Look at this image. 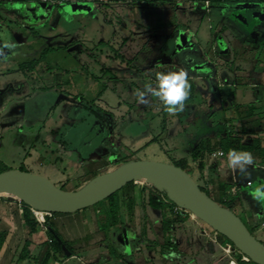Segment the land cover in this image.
Masks as SVG:
<instances>
[{"label":"rangeland","instance_id":"rangeland-1","mask_svg":"<svg viewBox=\"0 0 264 264\" xmlns=\"http://www.w3.org/2000/svg\"><path fill=\"white\" fill-rule=\"evenodd\" d=\"M131 1L134 0L97 1L101 8L104 4H108V7L102 9V12H107V18L109 17L111 22H108V24L103 23L104 26H102L98 20H91L93 23L90 24L89 22L90 26L88 25L85 32L91 36H105L104 38H107L108 35L113 36L112 41L107 39L109 46L104 47L105 51L109 52L112 47L115 49L120 47L123 38L127 37L125 34L133 36L134 33L147 37L145 41L146 49L160 43L162 47L164 46V51H170L174 48L173 41L177 35L173 38L171 37L173 32L176 31L177 33L175 34H180V37H182L179 45L186 48L182 53L184 56L189 57V61L197 62L199 58L205 57L213 65V69L220 72L215 73V78H217L219 81L218 85L222 88V91H220L221 100L202 88L200 83H209L208 79L202 80V78L200 79L201 76L194 70H186L191 87L194 88V98L186 104L185 111L180 113L179 116H184L185 113H189V116L181 120L176 115H168L163 111L161 103L155 98L149 97V102L142 104L138 102L135 96L137 89L123 90L124 84L120 81H115L111 77L116 74L125 80L129 75L126 72L131 74V69L123 67V64L120 66L118 60H105L103 56H99L100 50L98 48L95 50L92 48L89 52L90 57L87 59V62L89 61V64L87 63L88 67H82L80 72H86V76L89 79H92L94 75L99 77L98 79L101 81V85L96 87V90L99 89L96 95L102 89L104 91L102 90L98 98H96L97 96L95 97L94 106L101 128L93 129L96 124V117L92 114L90 117H79L77 121L73 120V122L65 118L66 129L67 126H71L68 128L70 131L66 138H63L64 136L62 135L65 134L64 131L61 130L58 133L60 135H57L56 130H54L57 124L61 125L62 121L60 123L59 120H53L52 117H66V114L62 116V111L72 110L78 107L80 103L83 105V101H86V99H92L90 95L92 93L90 91L91 83L87 87L85 86L86 91H79L85 98L83 101L80 99L72 100L71 94L74 93L71 91L69 96L71 101L59 106L52 113L55 94L60 90L55 91L56 89L52 90V88H47L48 86H46V89L41 91L26 89L13 91V96L14 93L20 96L14 99L13 97L9 98L11 103H17L15 111H13L16 112L25 108V102L22 101L21 96L27 94V104L29 109L31 108V112L27 114H31L33 117H16L14 118L15 122L9 121V117L0 118L1 126L11 122V129L13 128L12 131H5L4 133L3 148L0 151V172L10 169L30 172L48 179L63 192H74L94 177L115 169L126 159L130 161L150 160L173 165H178L177 161L181 160L188 163L187 171L200 184V173L197 163L192 159L191 150L200 143L201 138L203 136L206 137L208 134H217L216 137L219 139L226 135L227 131L238 132L241 122L244 120L241 121L238 118H234L230 121L229 127L226 126L225 120L233 116V108L236 105L248 106L254 104L257 107L255 110L257 117H264V64L257 67V71L263 74L254 81V85H260V90L251 88L248 84H251L252 81L247 80L249 70L252 71L251 68L254 67L251 61L256 59L255 55L262 52L261 56L264 59V0H248L247 2L250 3L234 0V17H231L229 12H221L225 7L218 6L215 3L209 6L208 11H206L204 8V6H208L206 0H167L161 4L152 2V0H138L139 2L136 5L130 6L128 3H132ZM251 11H255L253 15H251ZM257 14L258 16L260 14V16L256 17ZM241 19L248 25H244L245 22L242 23ZM81 29L83 28L81 27ZM79 34L81 33L78 32L77 35ZM189 40L191 43H188ZM233 42L241 45L234 57ZM224 44L226 45V52L213 54L212 47L215 46L216 48L219 45L224 46ZM82 48L84 47L82 46ZM139 48V51L142 50V46ZM160 48L161 46L158 45L155 51H159ZM209 53L215 56L213 57ZM158 57H156V60L161 64L162 59L160 58L163 57V54ZM104 62H106V68L111 72L108 70V72H101V64ZM160 64L154 66L151 71L147 72V75L155 78L157 71L169 70L167 66ZM181 66L185 68L184 63ZM230 73H234L233 76ZM132 75L138 78L139 81L137 82L140 89L143 88L145 82H150L148 77H144L145 79L148 78L147 81L142 79L141 71H133ZM8 76L13 75L10 74ZM8 76L6 75V77ZM23 76L26 77L25 74ZM37 76L40 78L42 75L39 74ZM55 77L62 78L61 75L47 74L44 79L47 83H52ZM199 90L206 95L207 100L203 101L200 98ZM82 110L84 116L90 114L89 109L82 108ZM25 118L27 119L26 121H24ZM152 118L153 120H151ZM203 120H208L204 127L202 126ZM75 121L76 123H74ZM105 129L107 137H105V132H103ZM261 138L264 142V133ZM253 157L255 158V163L249 166L247 174H241L238 170L231 171L229 169L230 174L226 170H217L211 176L234 185L233 191L235 193L238 192L240 196L249 202L246 204L247 206L251 204L259 212L264 211V202L254 200L251 192L255 187L264 184V156L260 160L254 155ZM247 181H250L251 186L244 191L242 186ZM136 184L140 185V187L145 186L146 194L154 189L151 183L137 182ZM138 198V201L141 202L140 196ZM242 205L244 204L237 202L235 209L237 210V215L246 221L240 212ZM136 208L138 209V206ZM247 208H250V206ZM84 211L77 212V215H81L80 220ZM150 211L153 213L154 210L150 208ZM94 212H96L95 216L90 217L89 224L91 231H94L91 239L83 236V230L79 226V222L74 223L71 220H66L65 215L69 214H59L58 216L61 219L55 222L56 230L65 238L68 246L74 247L79 241L86 240L90 248L94 249L92 259H96L101 252L96 248L99 247L100 243H104L107 236V229L105 230L106 235L100 234L98 230L99 208H94ZM154 212L159 213L157 211ZM155 213L154 220L157 215ZM190 216L197 219L205 227L210 237L216 238L218 236L206 223L192 214ZM138 221L139 218L135 215L134 223L136 224ZM190 226L193 225L190 224ZM202 234L205 235V233ZM254 235L258 240L264 242V228H260V231H257ZM108 236L114 238L112 233L108 234ZM197 239L206 245L208 250L213 248V250L217 251V256L222 254L220 247H217V250L215 249V242L200 236H197ZM204 239L206 240L205 243ZM146 243L152 247L154 240H148ZM107 244L109 246V241ZM222 244H228V246L233 248L226 240ZM78 247H81V244ZM133 247L138 252L142 248L140 241H134ZM78 252L80 253L81 249ZM108 252L109 254L111 253L109 247ZM114 252L117 262L122 263L124 259H121L119 255L128 256L129 248L126 250L122 246L117 245ZM160 252L158 250L154 254L155 258H157L155 262L162 264ZM152 256L153 253L147 252V259L152 258ZM228 261L229 258L222 257V262L217 264H227ZM50 264H55V261L52 260ZM66 264L86 263L83 260L72 258ZM106 264L114 263L107 261Z\"/></svg>","mask_w":264,"mask_h":264},{"label":"crops","instance_id":"crops-1","mask_svg":"<svg viewBox=\"0 0 264 264\" xmlns=\"http://www.w3.org/2000/svg\"><path fill=\"white\" fill-rule=\"evenodd\" d=\"M131 2L132 3H128V5L134 6L139 1L134 0ZM105 7H108V4H104V6L101 8L97 1H80L65 4L60 7H55L41 4L36 0H0V48H3L5 41L14 43L16 45L15 49L3 48L7 59H5L4 57H0V118L9 117V121L15 122L14 118L16 117H33V115L31 114H27L31 112V108L29 109L27 104V94H25V96H21V98L23 99L22 101L25 102H22L24 103L25 108L22 110H17L16 112H14V109L17 103H11L9 101V98L13 97L14 99L15 97H20L15 93L13 96V91H17L19 89L32 90L34 88V84L27 81L26 77L23 76V72L20 71V66L28 59L38 57V55L44 52V50L48 51V48L54 50L57 48H63V50H61V52H48L51 59L50 65L51 67L54 66L52 70H45L44 63L42 62L38 65L34 74H40L42 76H40V78L37 76L38 81L35 86L36 88L48 86L49 88H52V90L56 89L55 91H58L60 89V83L62 84L70 80V75L72 72L78 71L82 67H88L87 65L89 64V61L87 62V59L90 57V50L92 48H94V50L98 48V50H100L98 53L100 57L103 56L105 60H118L120 62V66H122L123 64V67L130 68L132 72L141 71L143 76L142 79L147 81V79L149 78L150 82H154L155 78H152L153 76L149 77L147 75V72L151 71L154 66L160 64V62L156 60V57L160 56V54H163V57L160 58L162 59L161 64L163 66H167V68H169L168 71L179 70L183 68L181 64L184 63L185 68L183 69L189 71L194 70V72L201 76L200 79H208V81H210L209 83L204 81L203 82L205 84L200 83L202 88L205 91H208V93L219 97L221 100L220 91H222V88L218 85L219 81L217 80V78H215V73L220 72L218 70H214L213 67L210 66L211 64L208 59H205V57L199 58V61L197 62L189 61V57L184 56L182 53V49L185 46L181 47L179 45L180 39H182V37H180V34H178L177 39L173 41V50L164 51V46L162 47L160 43L146 49L147 47H145V41L147 40V37L145 35L134 33V35L131 36V34L124 33L127 37L125 39L123 38L120 47L118 49L112 47L109 52H106V49L104 47L109 46L107 44V39L112 41L113 36L108 35L107 38H104L105 36H91L90 34L88 35L85 32L86 28L89 25V22L90 24L93 23L91 22V20H98V22L100 23V25L102 24V26H104L103 23L108 24V22H111V19L109 17L107 18V12H102V9H105ZM81 27L84 30L81 29ZM107 27L109 26L107 25ZM78 32L81 33L79 34L80 36L77 35ZM175 33L177 32L174 31L171 38L175 36ZM188 42H190V40ZM139 45L142 46V50L140 51L138 50L140 49ZM158 45H160L161 48L159 51H155V48H157ZM82 46L84 48H82ZM13 52L15 54H13ZM261 54L263 53H257V55H255L256 59L254 61H251L254 67L251 68L252 71L249 70V77L247 78V80L252 81V83L248 85L255 90H260V85H254V81L259 79L263 74L257 71V67L264 64V59ZM58 57L70 59V61L68 60L67 64L65 65L68 70H60L58 68L56 60ZM101 66V72H111L108 68H106V62L102 63ZM209 66L211 67V69L209 68ZM163 71H165V69ZM132 72L131 74L126 72V74L129 75L125 80L116 74H114L115 76H113V79L124 84L123 90L125 91L140 89L139 83L137 82L139 80L137 77L132 75ZM85 73L86 72H84V74ZM10 74L13 76H8ZM47 74L61 75L62 78L55 77L52 83H47V81L44 79ZM233 74H231V76H233ZM6 75L8 77H6ZM144 77L148 78L145 79ZM89 83L92 84V79L84 76L83 80L78 83V86L85 89ZM194 85L196 86V84ZM57 87H59V89H57ZM91 87L92 86H90V88ZM200 98L203 101L207 100L206 95L201 91ZM72 100L79 99L72 98ZM70 101L71 97H69L67 93L63 91L56 92L54 102L52 104L53 110H51V113L53 111L55 112V110L59 106L67 104ZM82 108L83 105H81L80 103L78 107H75L72 110L70 109L68 111H62V116H65L66 114V117H52L53 120L57 119L60 121V123L62 121L61 125L57 124L54 129L56 130L57 135H60L58 133H60V131L62 130L65 132V134H62L64 136L63 138H66L68 136V133L70 131V129L68 128L71 126H67L66 129V123H64L65 118L70 120V122H73V120L77 121L79 117H90V115L84 116ZM179 115L180 113L176 115L178 116L177 118L182 120L183 118L188 117L189 113H185L184 116ZM97 116L98 115L95 113L94 117H96V124L93 129L101 128V125L97 120L99 117ZM26 120L27 119L25 118L24 121ZM151 120H153V118ZM208 120H203V127ZM76 121L74 123H76ZM11 122H8L3 126L0 125V151L1 148H3L2 141L5 131L8 132L13 130V128L11 129ZM226 126L229 127L230 123L226 124ZM103 132H105V137H107L106 129L103 130ZM216 135L208 134L206 137L203 136L201 140L209 138L213 141H217L219 139H217ZM261 146L264 147L263 141L261 142ZM261 157L262 156H258V160H260ZM215 161L218 162L217 170H226L230 174L227 166V156L218 157L215 159ZM249 182L250 181H247L246 184L242 186V189H244V191H246L247 188L251 186L247 184ZM240 202L244 204L242 205L244 208L241 206V211H243V214L245 215L246 222L250 226L258 225L259 227V229L255 231V233H257V231H260V228L263 229L264 211L257 212V208L251 204L249 205L250 208H247L249 206H247L246 204L249 202L246 201L242 196ZM139 207L140 205H138V209L136 208L135 211V215L139 218V221L135 224V226H119L115 229V239L117 245L122 246L126 250L129 248V255H125V257L123 258L124 262H122L121 264H159L155 262L157 261V258H155L154 255L158 250L161 251L160 253L162 255V264H217L219 262H222V257L229 258L227 264H238L232 256L233 249L230 246L219 242L217 238H212V236L210 237L207 234L205 227H203L202 224L197 221V219L191 216L187 221L179 225L176 229L175 241L178 244L177 250H174V248L172 247L170 248L171 251H167L166 253H164L161 249L162 244L164 243V235L161 226V212L151 208L152 210L159 212L155 213L153 211L152 213L150 211V207H146L144 210ZM24 210L25 206L23 205V202H20L19 200L11 196H0V239L3 240L0 245V264H18V258L25 245V242L31 239L29 228L24 223ZM95 213L96 212H94V208H88L84 211L81 220V215H77V213H72L65 216L66 220H71L74 223L79 222V226L83 230V236H91L93 234L92 232L94 231H91L89 225L90 217L95 216ZM154 213L155 215L157 214L155 216V220L153 218ZM54 219L58 222L61 217L55 216ZM191 221L192 223H190ZM190 224H192L193 226H190ZM143 225L145 226V232H143ZM99 232L100 234L106 235V233L101 230H99ZM202 233H205V235H203ZM197 236H200L202 238L205 237L206 239H210V241L215 242V249L217 247H220L222 250V254L217 256L218 253L217 251L213 250V248H211V250H208L206 245L202 244V242L197 239ZM137 240L140 241V245L142 247L139 251L137 250L138 252H136L133 247L134 241ZM148 240H154L157 245H153L152 247L149 246L148 243H146V241ZM107 242L100 243L99 247L96 248L101 251L99 255H97L96 259H92V256H94V254L92 255L94 249H91L90 245L88 244H81V247H78V250L81 249L80 253L77 250V254L57 264H66L72 258L80 261L83 260V262H85L86 264H106L107 261L113 262L108 252ZM205 242L206 240L204 239V243ZM226 247H230L232 249V252L227 253V251L225 250ZM39 250V247L33 248L32 254H37ZM172 251L176 252L178 255L176 257H168L167 254ZM147 252L153 253L152 258L147 259ZM22 264H35V262L34 260L30 259L28 261H24Z\"/></svg>","mask_w":264,"mask_h":264},{"label":"trees","instance_id":"trees-1","mask_svg":"<svg viewBox=\"0 0 264 264\" xmlns=\"http://www.w3.org/2000/svg\"><path fill=\"white\" fill-rule=\"evenodd\" d=\"M167 0H152V2H158V4L165 2ZM208 3V6H204L206 11H208L209 6L212 4H217L218 6L225 7L221 12H229L231 7L234 5V0H206ZM246 3L248 0H241ZM60 7V6H57ZM178 36V34H175ZM177 39V37L175 38ZM191 43V42H188ZM189 45V44H187ZM186 45V47H187ZM239 47H241L240 44L237 42H233L232 48L234 49V55L237 54ZM188 48V47H187ZM186 48L183 47L182 52ZM213 54L216 55V53H221V49L218 47L215 48L212 47ZM63 50V48H57V49H51L48 48V51L44 50V52L40 53L38 57L30 58L26 62H23L20 66V71L23 72L26 76V80L34 84V88L32 91H41L43 89H46V87H39L36 88V83L38 81L37 75L34 74L35 70L37 69L38 65L42 62L44 63V69L45 70H52L53 67L50 65V52H56ZM49 52V53H48ZM212 53H209V55H213ZM211 56V57H212ZM57 66L60 70L67 69L65 66L67 64V61L70 59L64 58V57H58L57 59ZM213 67V65H210ZM209 68L211 69V67ZM87 73L80 72V70L72 72L71 78L68 82L60 83V91H63L67 93L69 96L71 94V91H73L74 94H71V96L74 99H80L84 100L83 94H81L79 91H86V89H83L78 86V83L83 80V77L86 76ZM112 75L111 78H114ZM87 77V76H86ZM99 77H96L93 75L92 77V87L90 88V91L92 93L90 94L92 99L86 101H83V108L89 109V113L87 115H92L96 113L94 110L95 106V100L100 96L102 93L99 91L96 95L97 85L100 84ZM49 88V87H47ZM95 88V89H94ZM100 88V87H99ZM101 89V88H100ZM76 91V92H75ZM79 95V96H78ZM82 95V96H81ZM97 96V97H96ZM96 97V98H95ZM194 98V88L191 87L190 96L185 102V104H188L190 101H192ZM257 107H255L254 104L248 105V106H240L236 105L233 108L234 114L233 116L226 119V124L230 123V121L234 118H238L241 121V125L239 127V131L236 133H232L230 131H227V134L219 138L217 141H213L209 138L201 140L200 143L191 150L192 159L197 163V167L200 173V184H198L194 178L193 175L191 177L193 180L197 183L199 186V189L202 193H204L208 198H210L215 203L226 207L233 212L236 213L235 206L237 202H240L241 196L238 192H234V185L229 184L227 181H221L218 178H215L214 176H211L214 172L217 171V162L215 161V157H212V153L216 150H222L224 152V156H227V153L230 149H236L238 151H247L252 153V155L258 157V156H264V147L261 146L262 138L261 134L264 133V117H257V113L255 112ZM86 115V116H87ZM259 116V113H258ZM251 137V138H250ZM249 142H247V141ZM246 141V142H245ZM129 159H126L123 161L120 165L129 162ZM178 165L182 169L187 171V162L186 161H177ZM119 165V166H120ZM3 172V171H2ZM188 172V171H187ZM189 173V172H188ZM97 175V174H96ZM154 189L148 192V194L145 193L146 187H140V185L136 184L135 182H129L128 184L124 185L122 188L108 196L106 199L100 201L99 203L88 207V208H99L100 212L98 213V223H99V229L103 232L107 229V236L104 240V243L109 241V249H110V256L113 260V263H118L117 258L115 257V247L117 246V242L115 238V229L119 226H135L134 223V217H135V211L138 204L140 205L141 209H145L146 207H150L154 210H158L161 212V226L163 230L164 235V243L162 244V251L166 253L167 251H171L170 248H174V250H177V243L175 241L176 237V229L179 225L184 223L190 218V212L182 209L178 214L174 213V205L175 203H167L164 198H167L166 191L164 189H159L156 185H152ZM141 202H139V197ZM25 206L24 210V223L29 228V233L31 239L25 242V245L19 255L18 258V264H22L24 261H28L30 259L34 260L35 264H50L51 261H55L56 263H59L67 258H70L77 254L78 245L79 244H89L85 239V241H79L74 247L68 246L67 241L65 238H63L60 233L55 228V216H58L61 213H52V212H42L41 214V223H39L34 216L33 212L31 211L30 207L23 203ZM88 208L79 210L77 212L84 211ZM75 212V213H77ZM240 212L243 214V211L240 210ZM237 214V213H236ZM244 219L245 215L243 214ZM240 217V216H239ZM240 219L243 221V223L246 225L249 232L254 235L255 231L259 229L258 225L250 226L246 221H244L241 217ZM211 228V227H210ZM145 229V226L143 225V232ZM212 229V228H211ZM213 230V229H212ZM215 231V230H214ZM216 232V231H215ZM112 233V236L114 238H110L108 234L110 235ZM218 236L216 237L219 242H223L226 240L229 245L233 246V257L234 260L238 264H257L250 260L247 256L242 254L234 245L233 243L224 235L216 232ZM255 236V235H254ZM88 238H92L93 235L87 236ZM262 239V238H261ZM264 239V238H263ZM2 239H0V245L2 243ZM261 241V240H259ZM264 243L263 241H261ZM154 245L156 246L157 243L154 242ZM228 245V244H227ZM63 246L66 247V250L70 252V255H67L66 251L63 249ZM35 247H39V251L37 254L33 255L32 250ZM121 259H123L124 255H119ZM243 257H247V260H243Z\"/></svg>","mask_w":264,"mask_h":264},{"label":"water","instance_id":"water-1","mask_svg":"<svg viewBox=\"0 0 264 264\" xmlns=\"http://www.w3.org/2000/svg\"><path fill=\"white\" fill-rule=\"evenodd\" d=\"M234 15L232 11L230 16ZM241 22L245 21L241 19ZM219 48L221 53L226 52L225 44ZM139 179L150 180L151 184L164 189L173 203L227 237L250 260L264 264V243L249 232L235 212L208 198L186 170L173 164L132 160L94 177L74 192H63L42 176L10 169L0 172V196L14 197L41 212L72 214L99 203ZM63 249L70 255L65 246Z\"/></svg>","mask_w":264,"mask_h":264},{"label":"clouds","instance_id":"clouds-1","mask_svg":"<svg viewBox=\"0 0 264 264\" xmlns=\"http://www.w3.org/2000/svg\"><path fill=\"white\" fill-rule=\"evenodd\" d=\"M16 45L5 41L3 48L15 49ZM3 48H0V57H4ZM13 54H15L13 52ZM191 84L189 82L188 72L181 68L176 71H157L154 82H145L142 89L135 91V96L139 103L147 104L148 98L152 97L158 100L163 106V111L168 115H177L185 111V102L190 96ZM216 155L223 156L222 151ZM255 158L252 153L247 151H238L230 149L227 153V166L231 171H239L241 174H247L248 168L254 165ZM254 200L264 202V184L255 187L251 192ZM178 254L174 251L167 254L168 257H176Z\"/></svg>","mask_w":264,"mask_h":264},{"label":"built area","instance_id":"built-area-1","mask_svg":"<svg viewBox=\"0 0 264 264\" xmlns=\"http://www.w3.org/2000/svg\"><path fill=\"white\" fill-rule=\"evenodd\" d=\"M36 1L41 3V4L47 5V6H55V7H57V6H62V5H65V4L75 3V2H80V1L96 2V1H101V0H36ZM220 151H222V150H218V151L213 152L212 153V157H215V158L223 157L225 154L223 156L216 155ZM248 185L250 186L251 183L249 182ZM164 200L167 203H170V204L173 203L168 197L164 198ZM30 209L33 212L34 216L36 217L37 221L39 223H41V214H42V212L38 211V210H35L33 208H30ZM181 210H182V208L180 206H178L177 204L174 205V213L175 214H178ZM225 250L227 251V253H231L232 252V249L230 247H226ZM243 260H247V257H243Z\"/></svg>","mask_w":264,"mask_h":264},{"label":"bare ground","instance_id":"bare-ground-1","mask_svg":"<svg viewBox=\"0 0 264 264\" xmlns=\"http://www.w3.org/2000/svg\"><path fill=\"white\" fill-rule=\"evenodd\" d=\"M137 182H140V183H151V181L150 180H146V179H139V180H137Z\"/></svg>","mask_w":264,"mask_h":264},{"label":"flooded vegetation","instance_id":"flooded-vegetation-1","mask_svg":"<svg viewBox=\"0 0 264 264\" xmlns=\"http://www.w3.org/2000/svg\"><path fill=\"white\" fill-rule=\"evenodd\" d=\"M235 4L231 7V9L229 10V13H231L234 9H235ZM253 12H255V11H251V15H253ZM248 19V18H247Z\"/></svg>","mask_w":264,"mask_h":264}]
</instances>
